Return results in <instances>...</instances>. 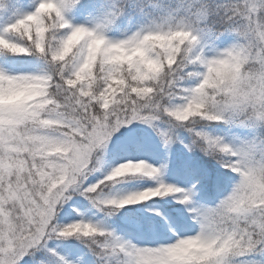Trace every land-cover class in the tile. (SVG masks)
<instances>
[{"label":"snow or ice","instance_id":"obj_1","mask_svg":"<svg viewBox=\"0 0 264 264\" xmlns=\"http://www.w3.org/2000/svg\"><path fill=\"white\" fill-rule=\"evenodd\" d=\"M0 264H264V0H0Z\"/></svg>","mask_w":264,"mask_h":264}]
</instances>
